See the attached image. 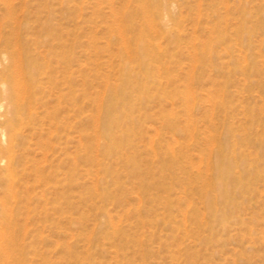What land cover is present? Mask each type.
I'll use <instances>...</instances> for the list:
<instances>
[{
  "label": "rangeland",
  "instance_id": "obj_1",
  "mask_svg": "<svg viewBox=\"0 0 264 264\" xmlns=\"http://www.w3.org/2000/svg\"><path fill=\"white\" fill-rule=\"evenodd\" d=\"M17 35L56 83L13 140L1 84ZM143 49L155 78L129 97L128 163L93 122ZM0 102L17 169L10 195L0 163V244L12 231L26 264H264V0H0Z\"/></svg>",
  "mask_w": 264,
  "mask_h": 264
},
{
  "label": "bare ground",
  "instance_id": "obj_2",
  "mask_svg": "<svg viewBox=\"0 0 264 264\" xmlns=\"http://www.w3.org/2000/svg\"><path fill=\"white\" fill-rule=\"evenodd\" d=\"M9 7H7V14L11 15L13 10H12V7H10V8ZM12 16H14V15L12 14ZM119 28H120V26H119ZM14 34H17V33H14ZM13 37H14V35H13ZM15 37H17V39L13 38V40L15 39L13 42V49L10 52H8L7 55L5 54V59L8 60V64L3 65L2 72L4 75V80H3L4 82H3V84H1V85H4L5 86L4 88L6 89V91H8L9 99L12 102L13 110L15 112V117L13 119V121H15V123L13 122V128L11 129L13 131V134H11V136L13 135V140L16 138V136L18 134L16 132L17 131V124L22 121L23 115L26 114V111H27L28 117L34 116L33 113H28V110H26L24 108V106L30 105L33 101L37 100V98H35V95L37 92L40 93V92L44 91V89L46 87H49L48 86L49 84L54 85L56 83V78L54 79L48 70H44L43 67H41L39 64L35 63L34 60L32 61V58L22 49L21 36L17 35ZM120 38H122V37H120ZM243 59H245V58H243ZM148 60H150L149 59V53L143 49L140 57L138 58L140 76L138 73H133V71H132L133 69L128 64H125L121 68L120 73H119L120 79H121V84H119V83L113 84L110 82L108 83V87L106 88V90L104 92V96H103L102 100L100 99V102L98 103V106H97L98 109H96L97 110V116L95 115L96 117H95L94 122H93V125H95V127H93V128H96V131H98L102 140L104 142H106L105 144H107V146L111 150L112 149L114 150L115 155H119V157L122 159L125 158L128 163L131 162L130 157L127 154H124L121 150L124 148V144L130 138V131H131V129H133L132 127H129L128 124L129 123L134 124V121H135V118L133 117V115L128 113L129 109H133V104L130 102L129 97L131 94L139 93L141 88L144 87L146 82H148V81L153 82V78H155V76H153L152 73L150 72V68L148 67ZM141 77L145 80V82L143 81V79H140ZM188 87H190V86H188L186 84L185 89L186 88L188 89ZM2 90H4V89H2ZM186 93H185V96H186ZM3 94H4V92H3ZM190 94H192V92H190ZM61 95L63 96L62 93H60V96ZM127 97H128V100H127ZM191 97H193V96H191ZM138 99L143 101L145 99V97L141 95L138 97ZM186 104H188V103L186 102ZM168 124L172 125L171 120H169ZM10 141H12L11 138H10ZM10 141H9V143H10ZM152 141H153V139H152ZM126 144H128V143H126ZM227 145L229 146V144H227ZM153 152H154V150H153ZM107 154L112 155L113 153L108 151ZM125 155H126V157H124ZM14 159L15 158L14 157L12 158L11 153L6 157L0 158V163L3 164L6 171H8V174L10 175V178L7 179V183H6V185H7L6 190H7V193L10 195L13 194V187H14V181H12V178L14 177V175L17 172V169H16L15 164H14ZM221 159L224 161V159H226V157H221ZM227 169H229V167L220 168L218 171L219 176L220 177L227 176L228 175ZM234 175H235V173H234ZM214 197H217V196L215 195ZM211 198H212L211 195H207L205 197V199H207L208 201H210ZM3 204H4V202H3ZM5 210H6L5 212L2 210L4 212L3 217H4L6 224L10 228L12 225V220H13L12 219L13 206H11L10 209H8V206L5 207ZM9 210H11V211H9ZM101 217L106 218L107 215H104ZM107 218H108V224H110V226L114 230L118 229L115 226L117 223L116 224L113 223L112 217H110L111 219L109 217H107ZM3 234H4V232H3ZM3 234H1V235H3ZM4 237H6L5 238L6 239L5 244L4 245L0 244V252L10 254V257L13 258V260H12L13 264H26L27 263V254L24 250L18 248L16 241H15V238L13 237L12 231H10L8 233V235H6ZM67 250L69 252H73L70 250V248ZM77 264H92V262L90 260V256L88 255V257H86L85 261L78 262Z\"/></svg>",
  "mask_w": 264,
  "mask_h": 264
}]
</instances>
